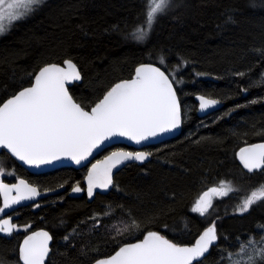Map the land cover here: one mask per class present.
Segmentation results:
<instances>
[{
  "label": "trees",
  "instance_id": "16d2710c",
  "mask_svg": "<svg viewBox=\"0 0 264 264\" xmlns=\"http://www.w3.org/2000/svg\"><path fill=\"white\" fill-rule=\"evenodd\" d=\"M145 10V0H47L0 38V104L30 86L44 65L71 59L83 82L70 90L86 109L149 62L174 79L183 110L182 133L145 147L151 160L127 165L116 174L113 190L92 201L68 192L82 184L85 170L33 174L0 152V168L41 190L67 187L39 207L20 208L16 225L30 227L0 235V259L21 264V240L39 228L54 238L47 264H92L147 231L192 244L213 223L219 240L202 264H227L221 250L230 253L249 235L262 236L257 226H264V202L246 212L239 206L264 185V169L246 172L238 151L264 141V0H169L148 38L137 42L131 33L144 23ZM198 94L221 100L224 107L201 117ZM115 148L130 147L116 145L98 157ZM221 182L231 185V192L207 213L196 211L202 194Z\"/></svg>",
  "mask_w": 264,
  "mask_h": 264
},
{
  "label": "snow or ice",
  "instance_id": "6c2138e0",
  "mask_svg": "<svg viewBox=\"0 0 264 264\" xmlns=\"http://www.w3.org/2000/svg\"><path fill=\"white\" fill-rule=\"evenodd\" d=\"M41 3L42 0H0V34L7 30L6 21L10 25L24 18ZM21 7L26 12H20ZM168 7L169 0H145L144 23L131 33L133 39L145 41L158 17L164 15ZM63 64L65 66L50 63L40 68L31 86L0 104V148L8 150L20 161L40 166L69 157L80 164L105 141L127 137L139 144L181 124V101L174 79L153 63L140 64L133 78L116 83L87 110L69 91L70 82L81 79L77 65L71 59L63 61ZM261 83H264V73L261 74ZM199 100L201 109L218 103L204 96ZM150 155L120 149L112 151L103 160H97L86 177L88 196H93L96 188L108 189L113 184L112 172L118 165L130 160L143 161ZM240 159L249 170L264 169V143L241 149ZM4 175L0 168V177ZM221 183V188L213 187L204 193L197 202L196 211L207 212L212 194L227 195L231 186L227 182ZM73 191L81 192L83 189L77 185ZM13 192L16 195H12ZM0 194L3 195L0 214L5 215V210L12 209L13 205L41 195L37 187L23 179L16 184H7L0 179ZM257 201L264 202V185L243 200L239 211L246 212ZM133 225L139 227L134 220ZM19 227L13 223L12 216L4 218L0 215V233L11 234ZM257 227L264 230V226ZM51 240L52 236L43 230L26 236L19 247L22 264H45ZM218 240L214 223L190 245L175 243L158 231H147L134 243L118 244L114 254L97 259L95 264H194V261L202 264L198 258L205 257ZM237 243L240 248L238 255L242 257L239 264H264V236L257 242L254 236L249 235L246 243ZM221 252L231 260L230 253Z\"/></svg>",
  "mask_w": 264,
  "mask_h": 264
},
{
  "label": "water",
  "instance_id": "95a60500",
  "mask_svg": "<svg viewBox=\"0 0 264 264\" xmlns=\"http://www.w3.org/2000/svg\"><path fill=\"white\" fill-rule=\"evenodd\" d=\"M73 61V60H72ZM73 63H75L73 61ZM146 63H149V62H146ZM50 64V63H49ZM56 64H61V66H65L63 63H56ZM76 64V63H75ZM154 64V63H153ZM47 65V64H46ZM44 65V66H46ZM77 65V64H76ZM155 66L157 67H160L162 71L165 72V74L169 75L161 66L157 65V64H154ZM43 66V67H44ZM139 66V65H138ZM137 66V67H138ZM136 67V68H137ZM77 68L79 69L80 71V68L79 66L77 65ZM38 74V72L36 73ZM80 75H81V79L78 80V81H73V82H70V87L73 86L75 83H82L83 82V75L80 71ZM135 75V73H134ZM134 77V76H133ZM132 77V78H133ZM169 78L172 79L169 75ZM131 79V78H130ZM125 80V79H124ZM120 82V81H118ZM117 82V83H118ZM34 83V79H33V82ZM116 84V83H115ZM114 84V85H115ZM113 85V86H114ZM31 86V85H30ZM29 87V86H28ZM70 87H69V91L71 92L70 90ZM22 90V89H21ZM110 90V89H109ZM19 92V91H18ZM17 92V93H18ZM16 93V94H17ZM72 94V92H71ZM177 94H178V91H177ZM73 95V94H72ZM179 96V95H178ZM201 96H204L202 94H198L196 96V100L198 101L199 103V106H198V113L201 117H206L210 114H213L217 111H220L223 107H224V102H222L221 100H218V99H214V98H209L207 96H204L206 99H209V100H216L218 101L217 104L213 105V106H210L206 109H201L200 108V100H199V97ZM11 98V97H10ZM73 98L75 99V97L73 96ZM9 99V98H8ZM76 100V99H75ZM77 103H79L77 100H76ZM82 106V105H81ZM94 106V105H93ZM83 107V106H82ZM87 110V109H86ZM181 110H182V105H181ZM182 130H183V110H182V114H181V124L179 125L178 128L172 130V131H169V132H165V133H162V134H159L158 136L156 137H150L148 138L147 140H144L142 142H140L139 144H137L135 141H132L130 140L129 138L127 137H118V138H114L112 141H105V144L101 146L100 149L98 150H94L93 154L91 156L88 157L87 160L85 161H81L80 164H77L74 160H72L71 158L69 157H63L61 158L60 160H57V161H53L51 163H47V164H43V165H40V166H33V165H28L26 164L25 162L23 161H20L17 157L13 156L10 154V152L6 149H3V148H0V152L2 151H6L8 154H10L17 162L20 166H22L23 168H25L27 171H29L30 173H33V174H44V173H48V172H52V171H55L57 169H60V168H63V167H73V168H76V169H82V168H85L88 166V170H87V173L83 179V184L85 185V188H83L82 186L79 185V187L81 189H83V191L81 192H74L73 189L76 187H73L70 191H69V196L70 197H81L83 194L86 193V195L88 196L87 194V174H88V171L91 169V165L93 163H95L97 160H103V158L101 159H96L100 154H102L105 150H107L108 148L110 147H113V146H116V145H126L132 149H134L135 151L133 152H136V151H142V152H147L149 153L148 151H146L144 148L145 147H148V146H151V145H156V144H160V143H163V142H166L168 140H171V139H174L176 137H178L181 133H182ZM261 143H264V141H258V142H253V143H249V144H246L244 146H242L239 151H238V159H239V162L242 166V168L248 172V173H253V172H256V171H262L263 169H254V170H249L247 168L244 167V164H243V161H241L240 159V150L243 149V148H248L252 145H256V144H261ZM120 150V149H119ZM125 150V149H123ZM117 151V150H115ZM125 151H129V150H125ZM110 154V153H109ZM108 154V155H109ZM107 156V155H106ZM152 158V155L148 156L147 159L143 160V161H140V160H130V161H125L123 164L121 165H118L116 168L113 169V172H112V179H113V184L108 188V189H101V188H96L94 193H93V196L89 197L88 196V200L89 201H92L94 200L95 196L97 193H101V194H108L109 192H111L114 188V185H115V176L116 174L121 171L122 169H124L127 165L129 164H139V165H143L145 163H148ZM0 179H3V177H0ZM20 179H23L25 181H27L30 185L34 186V187H37L38 190L40 191L41 195L40 196H37V197H34L32 200H26V201H21V203L19 205H13V208L12 209H6L5 210V214H0V215H3L4 218H7L8 215L12 216L13 218V223L15 224V220H16V215H11L13 212H15L16 210L20 209V208H23V207H27V206H31L33 204H36L46 198H49L51 196H55V195H59L61 193H63L64 191H66L67 187L66 186H62L60 188H56V189H47V190H41L38 186L34 185V184H31L27 179L23 178V177H20L19 179H17L15 182H12V183H8L6 182L4 179V183H7V184H16L19 182ZM209 191V190H208ZM206 191V192H208ZM12 195H16L15 192L12 193ZM204 194H202L203 196ZM2 196V205L1 207L3 206V195L1 194ZM201 196V197H202ZM200 197V198H201ZM212 199H213V194L211 195V202H212ZM200 200V199H199ZM47 231L51 236H52V240L49 241V248H50V252H49V255L48 257L46 258L45 260V264H47L48 262V259L49 257L51 256L52 254V246H53V243H54V238H53V235L52 233L45 229V228H39V229H36V230H33V231H30L29 233H27L23 239L21 240V243H20V246L22 245L23 243V240L26 236L28 235H31L33 232H38V231ZM4 236H8V235H11V234H7V233H0ZM199 239V237L197 238ZM196 239V240H197ZM136 241H132V242H129V243H134ZM195 243V242H194ZM193 244V243H192ZM190 245V244H189ZM19 246V247H20ZM118 250V249H117ZM114 254V253H113ZM112 255V254H111ZM208 255V253L205 254V257ZM198 258L200 259L201 261L205 258ZM20 260V258H19ZM21 264H22V261L20 260ZM196 262L194 261V264ZM92 264H95V262H93Z\"/></svg>",
  "mask_w": 264,
  "mask_h": 264
},
{
  "label": "rangeland",
  "instance_id": "374dc122",
  "mask_svg": "<svg viewBox=\"0 0 264 264\" xmlns=\"http://www.w3.org/2000/svg\"><path fill=\"white\" fill-rule=\"evenodd\" d=\"M47 0H42V3L41 4H39L38 6H35V10L31 13V14H33V13H35L45 2H46ZM19 11L20 12H26V9L24 8V7H21L20 9H19ZM31 14H27L24 18H21V19H19V20H16V21H13L10 25H8L7 24V21L5 22L6 23V25H7V30L3 33V34H0V38L3 36V35H5V34H7L8 33V31L13 27V25L16 23V22H18V21H21V20H25V19H27ZM4 172H5V175L3 176V177H8L9 179H14V180H17V179H19V176H17L15 173H14V171H5L4 170ZM231 186V185H230ZM222 187V183L220 184V185H217V186H215V188H221ZM231 190H232V186H231ZM231 190L230 191H228L227 192V194H229L230 192H231ZM223 196H226V195H223ZM223 196H221V195H219V194H213V200H212V202H211V206L208 208V210H210L211 209V207H212V205H213V203H214V201L216 200V199H218V198H221V197H223ZM208 210H207V212H208ZM207 212H204V213H207ZM204 213H202V214H204ZM27 229H29V227H27V228H25L24 227V225L23 226H20L16 231H14V232H22V231H26ZM263 233H262V236H264V231H262ZM261 236V237H262ZM261 237L259 238V239H257L256 238V241L257 242H259L260 240H261ZM248 241V240H247ZM246 241V242H247ZM246 242H242V243H246ZM240 252V248L239 247H237L236 248V250L235 251H232V252H230V254H231V260L227 257V259H228V263L227 264H239V261L242 259V257H240L239 255H238V253ZM0 264H18V263H15V262H12V261H7V260H3V259H0ZM258 264H259V262H258Z\"/></svg>",
  "mask_w": 264,
  "mask_h": 264
},
{
  "label": "flooded vegetation",
  "instance_id": "af4514ba",
  "mask_svg": "<svg viewBox=\"0 0 264 264\" xmlns=\"http://www.w3.org/2000/svg\"><path fill=\"white\" fill-rule=\"evenodd\" d=\"M28 87V86H27ZM119 149H125V150H129V151H135L134 149H131V148H115V149H113V150H111V151H109V152H107V153H105L103 156H100V157H97L96 159H101V158H103L104 156H106V155H108L109 153H111L112 151H115V150H119ZM82 170H85V175H86V173H87V170H88V166L87 167H85V168H82ZM85 177V176H84ZM4 179V178H3ZM84 179V178H83ZM6 182H8V183H12V182H15L16 180H5ZM80 186H82L83 188H85V185L83 184V181H82V184H79ZM72 188H70L69 189V191L71 190ZM68 191V192H69ZM98 194H101V193H97L96 194V196L98 195ZM86 196L87 197V199H88V196L86 195V193L85 194H83L82 196ZM81 196V197H82ZM96 196H95V198H96ZM94 198V199H95ZM40 202H38V203H36L35 205H38ZM1 205H2V196H1V194H0V207H1ZM34 205V204H33ZM19 210L20 209H18V210H16L15 212H13L11 215H16L17 217H16V220H17V218H18V212H19ZM16 220H15V224H16ZM33 231V230H32ZM14 234V232L11 234V235H8V236H12ZM0 235H2V234H0ZM2 236H4V235H2Z\"/></svg>",
  "mask_w": 264,
  "mask_h": 264
}]
</instances>
